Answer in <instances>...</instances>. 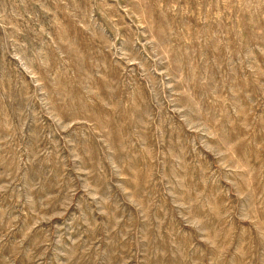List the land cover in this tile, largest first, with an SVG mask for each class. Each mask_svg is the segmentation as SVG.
<instances>
[{"label": "rangeland", "instance_id": "374dc122", "mask_svg": "<svg viewBox=\"0 0 264 264\" xmlns=\"http://www.w3.org/2000/svg\"><path fill=\"white\" fill-rule=\"evenodd\" d=\"M0 264H264V0H0Z\"/></svg>", "mask_w": 264, "mask_h": 264}]
</instances>
